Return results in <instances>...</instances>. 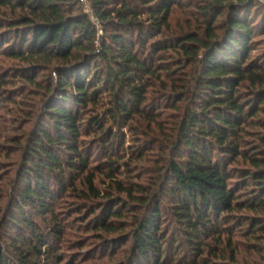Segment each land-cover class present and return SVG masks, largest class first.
I'll list each match as a JSON object with an SVG mask.
<instances>
[{"label":"trees","instance_id":"trees-1","mask_svg":"<svg viewBox=\"0 0 264 264\" xmlns=\"http://www.w3.org/2000/svg\"><path fill=\"white\" fill-rule=\"evenodd\" d=\"M1 58L17 65L0 69V106L16 78L42 98L7 144L20 160L0 264L59 263L70 197L106 251L128 243L126 264H236L235 236L264 264L261 2L0 0ZM149 153L152 180L132 182Z\"/></svg>","mask_w":264,"mask_h":264},{"label":"rangeland","instance_id":"rangeland-1","mask_svg":"<svg viewBox=\"0 0 264 264\" xmlns=\"http://www.w3.org/2000/svg\"><path fill=\"white\" fill-rule=\"evenodd\" d=\"M264 6V5H263ZM186 16L185 13L179 10L172 12L169 24L170 28H180L183 25ZM17 63L9 59H0L1 72L6 75L9 74V70L16 66ZM11 79L12 75L9 76ZM46 78V75L40 74L38 80ZM14 83H11L7 87L8 98L0 106V217L4 216V213L8 206H10V192L12 190L11 183L14 181L15 173L19 167L18 163L20 160V153L15 148L7 145L9 141L20 140L23 142L24 134H27L34 123L36 115L40 109L41 93L37 91L33 86L25 84L19 78L14 79ZM165 114H171L166 112ZM169 120V119H168ZM170 124V122H167ZM127 136L125 146L130 148L129 145H133ZM130 150V149H129ZM161 161V158L156 153H149L146 155L143 161H133L131 171L135 173L130 174L132 182H138L140 185H147L152 179L153 167ZM135 162V163H134ZM92 165H95L94 163ZM121 178V177H120ZM127 179V177H124ZM97 176V180H100ZM138 180V181H137ZM116 197V194H113ZM81 203V201L73 199H58L57 206L54 209V214L58 217L61 227L64 229V236L62 238V244L60 245L58 252L55 254L59 256V263L55 264H126V258L128 253V243L125 245L117 246V249L106 251V247L103 246L102 239L91 232H86L83 227L81 219H75V215H71V208H74V204ZM71 217H67V215ZM78 216V215H77ZM81 216V214H80ZM34 222L41 228L44 227V223L50 221L47 219L46 222L41 219H33ZM123 222V221H121ZM128 223L129 220L126 219ZM43 229V230H44ZM128 227L122 231L121 234H127ZM4 231H0L3 234ZM12 235L15 232L12 231ZM109 238V236H107ZM238 236L233 238L239 253L236 264H257L258 258L254 253H250L244 248L243 241L238 239ZM4 242V241H2ZM13 264V263H11Z\"/></svg>","mask_w":264,"mask_h":264},{"label":"built area","instance_id":"built-area-1","mask_svg":"<svg viewBox=\"0 0 264 264\" xmlns=\"http://www.w3.org/2000/svg\"><path fill=\"white\" fill-rule=\"evenodd\" d=\"M259 2H261L264 5V0H258Z\"/></svg>","mask_w":264,"mask_h":264}]
</instances>
